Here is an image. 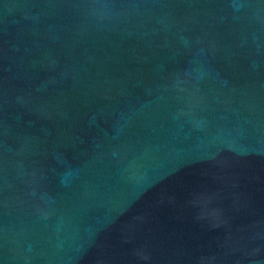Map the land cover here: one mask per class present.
<instances>
[{
    "label": "water",
    "instance_id": "1",
    "mask_svg": "<svg viewBox=\"0 0 264 264\" xmlns=\"http://www.w3.org/2000/svg\"><path fill=\"white\" fill-rule=\"evenodd\" d=\"M0 264H264V0H0Z\"/></svg>",
    "mask_w": 264,
    "mask_h": 264
}]
</instances>
